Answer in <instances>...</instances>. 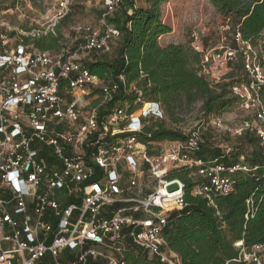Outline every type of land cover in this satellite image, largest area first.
Returning <instances> with one entry per match:
<instances>
[{
    "label": "built area",
    "instance_id": "built-area-1",
    "mask_svg": "<svg viewBox=\"0 0 264 264\" xmlns=\"http://www.w3.org/2000/svg\"><path fill=\"white\" fill-rule=\"evenodd\" d=\"M101 1L102 28H79L75 51L41 50L25 42V37L55 33V25L71 11V0H55L49 9L54 22L28 32L0 9V264H128L132 249L179 264V256L167 247L165 230L172 213L187 203L185 183L170 179V172L189 168L191 177L202 180L194 194L213 203L214 196L235 191V171L259 180L264 170L245 160L205 162L197 156L199 130L150 154L138 134L150 119H165L161 102L144 101L138 112L128 104L100 116L101 105L125 84L123 75L108 81L92 73L78 57L108 51L121 36L107 17L122 0ZM234 39L236 47L205 55L201 73L214 76L211 62L231 70L242 56L246 79L231 92L251 114L234 130L220 116L208 124L237 137L252 133L264 147L261 50L239 31ZM96 91L103 102L89 107L85 95ZM233 149L227 147L226 153ZM235 246L239 260L264 264V244L247 249L238 241Z\"/></svg>",
    "mask_w": 264,
    "mask_h": 264
},
{
    "label": "trees",
    "instance_id": "trees-1",
    "mask_svg": "<svg viewBox=\"0 0 264 264\" xmlns=\"http://www.w3.org/2000/svg\"><path fill=\"white\" fill-rule=\"evenodd\" d=\"M29 1L35 3L37 0ZM135 1L137 8L133 7ZM168 1L122 0L119 10L107 17V21L121 31L114 55L93 51V58L83 63L92 73L108 81H118L123 75L125 84L105 108H100V116L125 103L138 112L144 101H157L164 106L172 122L178 123V108L185 103L201 101L202 112L209 120L227 112L238 102L231 90L233 85L246 79L242 56L222 81L214 82L201 73L203 53L191 43L161 44L159 39L172 31L163 20L162 7ZM209 1L221 15L230 19L234 34L239 31L243 40L260 48L264 64V0ZM71 13L58 23L55 33L25 37V42L33 43L41 50H59L63 39L61 28L68 23ZM98 13L102 17L103 9ZM232 43L237 46L234 38ZM97 93L100 92H93ZM138 135L150 154L157 153L154 147L158 143L188 138L180 129L169 127L165 119L145 123ZM242 139L245 146L252 148L251 154L244 157L246 163L264 166V147L258 137L246 133ZM241 155L244 154L239 147L226 153L204 143L197 152L205 162L218 159L226 165L238 163ZM190 173L189 168L182 167L169 174L170 179L179 178L185 183L187 205L183 210L174 211L169 218L165 230L168 249L179 256V264H253L239 260V248L235 243L243 241L247 249L264 244V170L258 172L259 180L251 173L235 171L232 174L235 191L214 196L213 203L207 197L194 194L202 180L194 179ZM127 259L128 264H167L134 249L127 253Z\"/></svg>",
    "mask_w": 264,
    "mask_h": 264
},
{
    "label": "rangeland",
    "instance_id": "rangeland-1",
    "mask_svg": "<svg viewBox=\"0 0 264 264\" xmlns=\"http://www.w3.org/2000/svg\"><path fill=\"white\" fill-rule=\"evenodd\" d=\"M28 1L0 0V7L7 11L8 18L15 25L26 32L37 28H46L54 22L52 14H49V9L54 5L55 0H37L35 3ZM102 9L101 0H71L72 15L68 23L61 28L63 39L59 49L69 48L71 51H75L76 46L73 39L75 36L80 35L77 33L79 28L92 26L101 29L102 19L98 11ZM162 12L164 22L172 27L170 34L163 39H159L162 45L171 42L191 43L192 46L195 44L198 49L193 47L203 53V59L205 55L213 54L221 48L234 47L232 45L234 38L232 22L221 15L209 0H170L163 5ZM57 26L58 23L55 25L54 30H57ZM259 42L261 43L262 40H259ZM116 45L117 42H113L106 54L114 55ZM257 48L259 47L257 46ZM93 55L94 53L91 52H81L78 57L84 62L91 60ZM210 64L214 67V76L207 75L210 80L219 78V81H222L230 71L214 62ZM85 98L89 107L103 102L99 94L85 95ZM124 106H128V103L120 107ZM105 107V104L101 105V108ZM176 112L180 121L173 123L166 111L165 120L169 127L180 129L188 136L199 130L202 143L211 149L220 148L221 150L225 149L224 152H226L227 147H239L244 154L238 158L239 161H243L245 155L249 156L251 154L252 148L244 145L242 137H237L230 132L208 124L211 118L208 120V117L206 118L203 114L201 101L194 104L185 103ZM250 114V111L242 108L237 102L220 117H223L227 126L234 130L243 124ZM148 123H155V119H150ZM169 144L170 141L161 142L156 144L154 149L158 152L165 149Z\"/></svg>",
    "mask_w": 264,
    "mask_h": 264
},
{
    "label": "crops",
    "instance_id": "crops-1",
    "mask_svg": "<svg viewBox=\"0 0 264 264\" xmlns=\"http://www.w3.org/2000/svg\"><path fill=\"white\" fill-rule=\"evenodd\" d=\"M168 34H170V33H168ZM168 34L162 36L161 39H163L164 37H166ZM39 264H47V263H46V262H41V263H39Z\"/></svg>",
    "mask_w": 264,
    "mask_h": 264
}]
</instances>
